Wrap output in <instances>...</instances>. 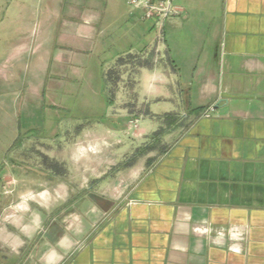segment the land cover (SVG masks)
<instances>
[{
	"label": "crops",
	"instance_id": "crops-1",
	"mask_svg": "<svg viewBox=\"0 0 264 264\" xmlns=\"http://www.w3.org/2000/svg\"><path fill=\"white\" fill-rule=\"evenodd\" d=\"M127 1L29 0L0 23L62 28L58 45L37 49L48 70L66 48L94 64L150 55L139 58L135 75L146 82L139 116L116 103L111 127L82 131L72 170L58 184L63 197L54 201L56 187L39 192L47 196L37 213L41 229L10 264H264V0H174L180 13L162 27L131 14ZM180 17L205 19L208 28H188L184 40ZM173 48L187 49L184 66L173 61ZM141 114L146 133L167 114L187 127L160 153L135 154L138 145L122 144Z\"/></svg>",
	"mask_w": 264,
	"mask_h": 264
},
{
	"label": "rangeland",
	"instance_id": "rangeland-1",
	"mask_svg": "<svg viewBox=\"0 0 264 264\" xmlns=\"http://www.w3.org/2000/svg\"><path fill=\"white\" fill-rule=\"evenodd\" d=\"M19 3L29 4V0H0V23L6 21L5 13L9 10L10 15ZM40 4L41 0H37V6ZM179 20H184L179 26L183 28L179 31L184 40L191 37L188 28L203 31L208 28L205 19L202 24L200 20L188 22L182 17ZM61 31L62 28H0V255H4L0 259L3 264H10V255L23 256L33 235L40 231L37 213L47 203L39 192L56 187L54 201L63 197L64 184H58L65 172L72 170L70 154L82 131L96 125L111 127L109 110L116 103L129 106L134 116L140 112L138 94L146 82L135 81V75L139 71V58H148L149 51L121 55L112 65L106 62L107 58L94 64L95 60L88 54L77 57L74 47L70 51L66 48L68 54L58 58L55 55L48 70V57L37 49L58 45L56 38ZM132 42L138 45L137 39ZM25 43L34 48L29 45L20 48ZM30 53L34 58L31 59ZM189 57L187 49L173 48V61L179 67ZM140 117L139 128L133 123L136 118L131 117V131L122 144L138 145L135 154L160 153L187 127L177 114H167L157 123L153 134L146 133L147 119L144 114ZM42 197L47 199L46 195ZM73 197L70 193V202L65 204L69 214L78 211L77 205L72 204ZM56 238V234H50L52 244H56Z\"/></svg>",
	"mask_w": 264,
	"mask_h": 264
},
{
	"label": "built area",
	"instance_id": "built-area-1",
	"mask_svg": "<svg viewBox=\"0 0 264 264\" xmlns=\"http://www.w3.org/2000/svg\"><path fill=\"white\" fill-rule=\"evenodd\" d=\"M127 5L131 14L140 11L143 20L159 27H162L167 19L180 13L174 5V0H128ZM137 122V120L133 122L135 126Z\"/></svg>",
	"mask_w": 264,
	"mask_h": 264
}]
</instances>
